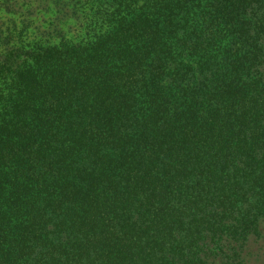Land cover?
<instances>
[{"label":"trees","instance_id":"1","mask_svg":"<svg viewBox=\"0 0 264 264\" xmlns=\"http://www.w3.org/2000/svg\"><path fill=\"white\" fill-rule=\"evenodd\" d=\"M264 226V0H0V264H240Z\"/></svg>","mask_w":264,"mask_h":264},{"label":"rangeland","instance_id":"2","mask_svg":"<svg viewBox=\"0 0 264 264\" xmlns=\"http://www.w3.org/2000/svg\"><path fill=\"white\" fill-rule=\"evenodd\" d=\"M240 259V264H264V226L260 236H251L248 239Z\"/></svg>","mask_w":264,"mask_h":264}]
</instances>
